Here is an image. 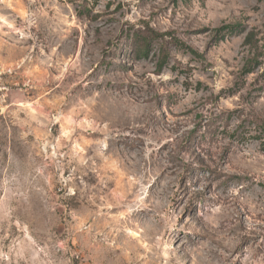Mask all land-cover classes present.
<instances>
[{
	"label": "rangeland",
	"instance_id": "374dc122",
	"mask_svg": "<svg viewBox=\"0 0 264 264\" xmlns=\"http://www.w3.org/2000/svg\"><path fill=\"white\" fill-rule=\"evenodd\" d=\"M0 264H264V0H0Z\"/></svg>",
	"mask_w": 264,
	"mask_h": 264
}]
</instances>
